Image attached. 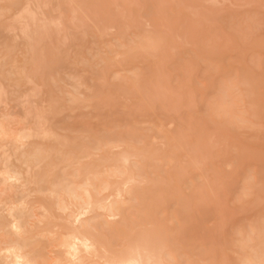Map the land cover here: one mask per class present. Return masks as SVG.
Wrapping results in <instances>:
<instances>
[{
	"label": "rangeland",
	"instance_id": "1",
	"mask_svg": "<svg viewBox=\"0 0 264 264\" xmlns=\"http://www.w3.org/2000/svg\"><path fill=\"white\" fill-rule=\"evenodd\" d=\"M24 1L40 34L17 28ZM1 116L27 138L0 144V214L23 233L2 211L0 257L60 264L72 225L112 252L117 228L141 234L164 264L264 253V0H0ZM86 189L106 207L73 222Z\"/></svg>",
	"mask_w": 264,
	"mask_h": 264
},
{
	"label": "bare ground",
	"instance_id": "2",
	"mask_svg": "<svg viewBox=\"0 0 264 264\" xmlns=\"http://www.w3.org/2000/svg\"><path fill=\"white\" fill-rule=\"evenodd\" d=\"M38 1V0H37ZM25 2V1H24ZM27 2V1H26ZM23 3L22 6L24 8L21 7L22 11L21 13L18 15L17 17V25L19 27V31L21 30L23 33H25V35H27L28 37H30L31 33L35 34H40L41 32V27L39 24V17H37L36 13L33 12L30 8L27 7V4ZM20 6V3L19 5ZM34 6V5H33ZM20 9V10H21ZM19 10V12H20ZM11 15V14H10ZM8 25V24H7ZM17 30V29H16ZM40 32V33H39ZM44 32V31H43ZM33 35V34H32ZM25 37V36H24ZM27 37V38H28ZM26 38V37H25ZM32 39V38H31ZM34 40V39H32ZM30 41V40H29ZM38 114V113H36ZM4 115V114H3ZM37 115H35V118H37V122L39 121L40 123V119H38V117H36ZM40 118V117H39ZM49 120V119H48ZM48 122V121H47ZM38 123V124H39ZM41 125V124H40ZM44 125V124H43ZM45 127V126H44ZM23 127L21 128H14L13 124L11 125L9 123V121L4 120L3 117H0V144L6 141H19L21 143L25 142V138H27V134L26 133H22ZM45 129V128H44ZM43 126H42V130ZM45 131H47V128L45 129ZM22 133V134H21ZM44 136L45 137V133L41 131V126H40V131H39V136ZM47 139V138H46ZM45 140V139H44ZM1 147V145H0ZM48 156L46 155V158ZM125 158V157H124ZM123 158V159H124ZM122 159V158H121ZM125 161V160H123ZM121 163H124L121 161ZM123 168V167H122ZM125 170H128L127 167H125ZM5 169V168H4ZM10 169V168H9ZM8 169V170H9ZM120 169V168H119ZM7 170V169H5ZM124 170V169H122ZM120 171V170H119ZM131 171V170H130ZM7 175L5 180H7V186L5 190H11L10 192H12V190H14L16 187L19 186L20 181H21V177H19V175L21 174H16V173H12V171H6ZM14 172V170H13ZM122 172V171H121ZM129 172V171H128ZM19 173V172H18ZM132 173V172H131ZM124 174V171H123ZM132 175V174H131ZM128 176V174L126 175ZM135 176V175H133ZM132 176V177H133ZM122 177V176H121ZM136 177V176H135ZM124 178V177H122ZM130 180V177L126 178ZM133 179V178H132ZM131 179V180H132ZM23 180V179H22ZM134 180V179H133ZM125 183L123 182V186L119 187L117 190H115V195L116 197H120L124 191H125V186H127V184L129 183L126 182L125 178H124ZM135 181V180H134ZM22 182V181H21ZM133 183V181H132ZM136 183V182H135ZM24 184V183H23ZM131 184V183H130ZM18 185V186H17ZM23 187V186H22ZM19 188V187H18ZM3 189V188H2ZM112 189V188H111ZM4 190V191H5ZM20 190V189H19ZM114 190V189H113ZM3 191V192H4ZM88 191V192H86ZM86 191L82 193V195H84L86 198L84 200H82L83 202H78V199L80 200V196H75L74 193L69 196L68 198V205H64L63 209H67L68 206H72V207H77V210L75 211H71V215L70 217H73L74 221L73 222H77L79 221V219L83 216L86 215L89 212H92L94 209L96 210V208L99 207H106L104 204L101 205L99 201H93L92 197L89 194V189H86ZM132 191V190H131ZM113 192V191H112ZM126 192V191H125ZM128 192V191H127ZM133 192H137V189H134ZM5 194V193H4ZM16 194V191H15ZM76 194V193H75ZM112 194V193H111ZM114 194V193H113ZM125 194V193H124ZM140 196L142 195L141 192L138 193ZM153 194V193H152ZM2 195V193H1ZM78 195V194H76ZM95 195V194H92ZM5 196H7L5 194ZM12 196V195H11ZM16 196V195H15ZM83 196V197H84ZM96 196V195H95ZM143 196V195H142ZM158 196V195H157ZM14 197V194H13ZM78 197V198H77ZM163 197V196H162ZM99 198V197H98ZM122 198V197H121ZM96 199V198H95ZM100 199V198H99ZM136 199V198H135ZM151 199V198H150ZM97 200V199H96ZM141 200V199H140ZM147 200V199H146ZM102 201V200H101ZM96 202V203H94ZM4 203V202H3ZM12 203V201H11ZM15 203V202H14ZM13 203V204H14ZM104 203V202H103ZM13 204L11 206H13ZM101 206H100V205ZM114 205V204H113ZM8 206V205H7ZM118 206V205H116ZM116 206H114V208L109 209V212H111L110 217L112 215H115V213H120V209L119 207L117 208ZM1 207V206H0ZM4 207V206H3ZM121 207V206H120ZM144 207V206H143ZM6 209L8 207H5ZM11 208V207H10ZM8 208V209H10ZM14 208V207H13ZM147 208V207H146ZM6 209H1V214H0V218L6 213L4 210ZM69 209V208H68ZM71 209V208H70ZM108 209V208H107ZM154 209V208H153ZM104 210V209H103ZM148 210V209H147ZM2 211H4V214L2 215ZM155 211V210H154ZM185 211V208L184 210ZM10 212H14V209L11 208V210H9ZM94 212V211H93ZM149 212V211H148ZM8 213V214H9ZM15 213V212H14ZM14 213H10V220H9V215L5 216L8 218V220H5L6 218L4 217L5 223L3 221H1L0 223L2 224H6L4 227H7V221L9 222L8 229H10L11 227V231L13 230V234L15 235H21L22 236V232H21V224L20 221L18 222L17 218L14 217ZM107 213V211H106ZM154 213V212H153ZM149 215L151 218L154 217L155 215ZM148 217V216H147ZM150 217H148V219H150ZM156 217V216H155ZM3 218V217H2ZM19 219V218H18ZM72 219V220H73ZM153 219V218H152ZM70 220V219H69ZM144 221V219H142ZM151 220V219H150ZM128 221V220H127ZM124 222V221H122ZM124 224V223H123ZM199 225V224H198ZM84 226V225H83ZM69 227V225H68ZM127 227V226H126ZM130 229L128 228V231L130 232L131 230V226ZM88 229V228H87ZM124 227L122 228H117L116 229V233L115 235L118 236L119 233H121L120 235H122L124 238V242H126L123 245V249L118 250L119 252L116 251H111L110 246L107 242H105L106 247L104 244H102V241L100 238L103 237H99L96 235V233L94 231H83V230H79L78 227L76 228L75 225H72L70 228L67 229L68 233L66 232L67 236L63 239L62 243H61V250H63L62 252V258L63 260H61L60 264H85V263H95V264H164L163 260L161 259V254L157 253V248L156 251L152 249H146L145 246L143 248V245L141 244L143 239L141 238V234L140 235H133L130 237V233H128L127 231L125 232V230H127L126 228L124 229ZM5 230V231H6ZM94 232V234H93ZM164 232V231H163ZM2 233V231H1ZM6 233V232H5ZM11 233V232H10ZM22 233V234H21ZM118 233V234H117ZM137 233V232H136ZM140 233V232H139ZM191 234L190 231H186L184 234V237H189ZM101 235V234H100ZM134 236V237H133ZM19 236H17L18 238ZM119 237V236H118ZM180 237V236H179ZM4 238V237H3ZM159 238V237H158ZM121 239V238H120ZM128 240V242H127ZM142 240V241H141ZM106 241V239H105ZM123 241V240H122ZM149 240H147L146 242H148ZM160 242V241H159ZM16 243V242H15ZM8 244V242H7ZM13 244V243H12ZM18 244V243H17ZM120 245V244H119ZM9 246V244H8ZM109 246V248H108ZM122 246V245H121ZM19 244L18 246H14V244L12 246L9 247H5L2 252L4 255H2L0 257V264H34L32 262V260L27 256V253L23 252L21 250V248H19ZM170 247V246H169ZM114 248V247H113ZM112 248V249H113ZM155 249V248H154ZM114 250V249H113ZM116 252V253H114ZM254 254V253H253ZM246 255V254H245ZM64 257V258H63ZM247 261V264H264V253H258L257 255H249L248 258H245Z\"/></svg>",
	"mask_w": 264,
	"mask_h": 264
}]
</instances>
